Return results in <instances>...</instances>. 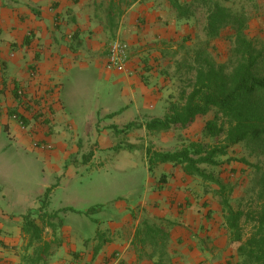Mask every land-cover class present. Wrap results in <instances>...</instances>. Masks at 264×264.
Returning a JSON list of instances; mask_svg holds the SVG:
<instances>
[{
    "label": "crops",
    "instance_id": "crops-1",
    "mask_svg": "<svg viewBox=\"0 0 264 264\" xmlns=\"http://www.w3.org/2000/svg\"><path fill=\"white\" fill-rule=\"evenodd\" d=\"M111 1L0 0V176L5 177L15 161L26 165L29 153L43 157L39 156L43 196L35 215L28 212L17 219L0 200V264H200L206 259L208 264H218L208 253L217 250L219 233L209 230L206 247H202L200 199L181 180L191 177L171 164L150 173L142 158L145 186L129 194L131 199L139 196V202L117 203L128 210L123 222L110 230L100 228L93 240L78 239L76 221L68 226L57 221L65 210L82 217L96 211L90 205L80 207L87 191L66 197L58 211L49 209L56 191L74 193L73 181H79L100 152L108 158L123 153L134 157L120 148L125 135L128 144L137 143L140 135L133 131L134 125L142 126L140 132L146 134L147 124L163 120L172 104L181 103L174 99L176 72L168 57L172 40L181 34L168 1L138 0L129 8L122 7L115 34L129 45L125 73L106 68L110 44L95 16L96 11L105 13L109 27ZM87 77L98 81L94 95L69 89L70 82ZM127 126L133 127L124 132ZM8 141L22 150L14 151L12 144L8 148ZM95 192L88 190L92 198L102 196ZM28 215L44 228V241L59 242L39 263L32 261L37 259L39 245L31 246L29 235L23 232ZM51 215L56 216L54 227L46 218ZM166 220L174 224L169 231L172 252L182 255L170 263L149 259L151 255L145 256L149 248L135 241L144 221ZM219 247L217 252H222Z\"/></svg>",
    "mask_w": 264,
    "mask_h": 264
},
{
    "label": "rangeland",
    "instance_id": "rangeland-1",
    "mask_svg": "<svg viewBox=\"0 0 264 264\" xmlns=\"http://www.w3.org/2000/svg\"><path fill=\"white\" fill-rule=\"evenodd\" d=\"M108 1L102 0V3L107 4ZM179 1L189 7L190 16L178 20L176 12L172 9L173 16L179 21L177 25L179 32L177 33L181 35L177 41L172 40V50L169 51L168 57L171 59L170 63L174 66L173 71L175 70L174 72H176L173 84L176 94L174 99L183 103V99L190 94L195 82L198 56L201 55L202 58L213 61L217 65L226 66L227 70L230 71L235 61V57H233L235 43L229 29L216 39L211 40L207 37L205 28L209 8L205 5V0ZM218 1L234 12L244 11L246 13L248 18L246 37L255 45L256 53L260 58L259 67L264 74V0ZM95 16L98 17V23L103 28L104 35L111 45L117 39V35L113 34L110 27H108L105 13L96 11ZM71 37L72 39L74 38L73 34ZM71 83L72 85L69 86ZM97 83V80L87 77L78 79L77 83H73L72 81L68 86L70 90L73 87L74 91H82V93L87 91L92 96L96 93ZM213 117L214 113H210L206 117H198L189 129L185 131H170L168 133H149L146 131L147 133L143 134L140 132L142 126L134 125L133 131L140 135L136 137L139 139L138 142L128 144L127 133L120 144L125 143L120 148L130 151L134 154V157L123 153L120 156L108 158L106 153L100 152L97 160L89 164L86 169L84 168V172L77 178L79 181H73L72 186L75 187L73 188L74 193L72 190H69L68 193L63 192V190L56 191L53 198L49 200L51 202L49 209L58 211L61 207V201L64 202L66 197L76 195V191L79 194L81 190L87 191V193H84L86 202L81 204V206L79 203L77 205L80 207H84V205L95 207L96 211L91 212L89 216L82 217L72 210H65L59 213L57 221H63L65 226L71 225L76 221L77 225H80L74 231L80 233L81 236L78 239L83 242L93 240L99 234L100 228L105 231L110 230L112 226L123 222L122 219L128 213V210L118 207L117 203L122 202L129 206V204L139 202V196L131 199L129 194L134 188L145 186L147 150L175 152L183 149L190 142L212 145L214 144L212 140L204 138V128L207 121L213 119ZM131 127L133 126H127L124 132L128 131V128L131 129ZM223 139L224 136H222L221 141ZM11 144L14 151L22 150V147L17 143L6 142L8 148H11ZM28 156V163L26 165L15 161L14 166L9 169L6 176L2 175L3 178L0 176V200L11 208V212L14 213L13 215L17 219H22L23 215L28 212H32V215L37 213L36 210L41 205L40 201H42L40 198L43 196V193H40L43 172L39 156L40 159H43V157L39 153L35 156L29 153ZM263 162L264 158L254 154L248 145H238L229 150L228 156L221 158L220 166L212 168L210 171L214 172L216 178L226 186L233 187V194L231 196L233 205L242 208L245 212L256 214L259 212L260 204L256 198V194L253 192V177L256 174V167H261ZM177 170L180 171L182 168L177 167ZM52 178H50V181ZM181 180L184 183H188L191 190L193 192L196 191L195 194L200 199L199 204L202 211H198L197 213L202 218V247H206L205 238L209 230H217L219 233L215 239H219L218 246L214 245V248H217V250L209 252V258H212V261L218 264H238L237 249L239 244L231 241L230 233L224 227V213L219 199L214 193L216 191L215 185L205 183L198 178L184 177ZM87 189L97 191L95 193L102 196L92 198V193L88 194ZM178 224L176 223L175 225ZM171 229L172 227L169 231ZM250 233L251 226H245L246 236ZM72 239L78 240L77 237H72ZM220 245L222 246V252H217ZM168 247L167 255L164 256V262L170 263L174 258L182 256L180 252L174 251V249L172 252L170 242ZM154 252L148 249L145 256L148 257ZM155 260L158 261V255L155 257ZM209 261V259H206L200 262V264H208Z\"/></svg>",
    "mask_w": 264,
    "mask_h": 264
},
{
    "label": "trees",
    "instance_id": "trees-1",
    "mask_svg": "<svg viewBox=\"0 0 264 264\" xmlns=\"http://www.w3.org/2000/svg\"><path fill=\"white\" fill-rule=\"evenodd\" d=\"M138 0H112L107 18L113 34L122 17L123 6L129 8ZM176 12L178 20L190 16V9L179 0H167ZM208 6L206 35L213 40L224 31H231L234 38L235 61L230 71L206 58L198 57L195 82L190 94L183 103H174L163 119H156L146 125L149 132L168 133L189 129L198 117L214 113L213 119L207 121L204 138L214 144L190 142L183 149L175 152H157L147 150V164L150 173L164 164L181 167L185 175L198 178L205 183L215 185L214 192L223 210L224 227L230 233L231 241L239 244L238 264H264V162L256 167L253 177V192L260 204L256 214L245 212L232 204L233 187L226 186L210 169L221 164V158L228 156L229 150L238 145H248L259 157L264 158V74L260 70L254 43L246 37L248 18L244 11L234 12L218 0H205ZM129 129V128H128ZM222 136L224 139L221 141ZM164 180V179H163ZM162 180V181H163ZM48 225L55 215L47 216ZM170 221L159 223L144 221L138 229L135 241L144 248L155 251L148 258L163 262L167 255L171 236ZM251 226V233L246 236L245 226ZM23 232L29 235L30 245H39L36 250L39 263L43 256L49 257L50 251L59 242L44 241V228L40 227L28 215L24 219ZM154 248V249H153Z\"/></svg>",
    "mask_w": 264,
    "mask_h": 264
},
{
    "label": "built area",
    "instance_id": "built-area-1",
    "mask_svg": "<svg viewBox=\"0 0 264 264\" xmlns=\"http://www.w3.org/2000/svg\"><path fill=\"white\" fill-rule=\"evenodd\" d=\"M129 61V45L121 39H115L109 48V53L106 61V68L109 71H116L117 73L127 72V63ZM20 94H22L20 92ZM22 127L24 126L23 123ZM24 128V127H23ZM35 146H38L37 144ZM46 148V146H42Z\"/></svg>",
    "mask_w": 264,
    "mask_h": 264
}]
</instances>
